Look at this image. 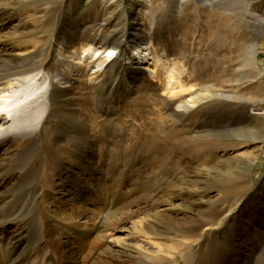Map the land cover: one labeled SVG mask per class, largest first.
I'll return each instance as SVG.
<instances>
[{
    "label": "rangeland",
    "instance_id": "374dc122",
    "mask_svg": "<svg viewBox=\"0 0 264 264\" xmlns=\"http://www.w3.org/2000/svg\"><path fill=\"white\" fill-rule=\"evenodd\" d=\"M144 3L0 0V75L45 60L53 82L42 129L29 142L10 135L0 145L1 258L33 244L31 258L14 262L61 264L45 218L54 214L57 238L70 242L75 216L97 224L107 235L102 247L123 258L180 241L152 264L188 256L194 264H264V0ZM148 41L175 76L171 85L163 66L152 76L138 58L126 65ZM110 43L128 47L103 70L94 73L92 53L73 63ZM197 92L209 97L177 110ZM62 150L80 159L58 162ZM47 168L50 184L36 176ZM210 210L218 217L201 238L181 242V226L168 217L183 223Z\"/></svg>",
    "mask_w": 264,
    "mask_h": 264
},
{
    "label": "bare ground",
    "instance_id": "6f19581e",
    "mask_svg": "<svg viewBox=\"0 0 264 264\" xmlns=\"http://www.w3.org/2000/svg\"><path fill=\"white\" fill-rule=\"evenodd\" d=\"M144 1L145 3H147L148 0H144ZM136 36L140 37L141 35L139 36L137 34ZM141 43L142 45L136 48L134 55L132 56L129 55L128 57L125 58L126 65L132 62V57L138 58L139 67L141 68L144 66V69L147 71V73L152 76L156 75L159 66H163L167 74V75L164 74L167 77V84L171 85V83L174 81L175 76H173L171 70H168L165 67L166 64L163 62L162 58L150 50L152 46L151 41L141 42ZM112 45L113 46L106 47L105 49L101 47L100 48L98 47L95 50H92L93 49L92 47L86 48L85 50L83 49L84 51H83L82 56L77 57L74 60L76 62H73V63L78 64L77 66H79L80 64H82L83 58L89 53H92V56L90 57V59H92V61L95 63L94 65L96 67V70L94 71V73L101 71L104 68H106V66H108V64L111 63L115 59V58L113 59L115 54L119 55L120 51L126 52V49L128 47L126 46V43L124 45L118 44L116 45V47H114V44ZM105 52H108V55H103L105 54ZM44 62L45 60H43L42 62H38L37 64H35L33 68L31 67L27 68L24 65L14 64V67L9 68L8 71H5L4 74L0 75V120L7 118V122H5L4 124H7L8 122H10L8 126H5L4 129L0 131V145L4 142V138L9 137L10 135H14L17 138H20V140L32 139L35 132L37 130L42 129L41 128L42 122L44 123L43 120L45 118V115L50 109L49 108L50 107L49 105L50 104V87L53 84L49 76L43 75ZM208 97H209L208 94H201L199 92L193 93L186 101L178 103V105L176 106L177 110L187 111L189 107L194 106L196 104L197 100H199L200 98L204 99ZM87 135H88V132H87ZM27 142H29V140ZM37 143L38 141L36 140L35 144ZM38 146L40 145L38 144ZM42 148L46 149L45 153L49 152L48 147L42 146ZM79 150L81 151L80 148L78 149V151ZM66 154H68V157L72 158L75 161L80 159V156L78 153L77 155L72 154L68 150H62L59 155L55 153L53 154V156H55V159L58 162H60L62 160L63 155H66ZM51 170L53 169L47 168L46 170L45 169L40 170L41 172L36 173V176H38L39 178L44 177L43 181L46 182L48 180L47 183L50 184V181H51L50 176H52ZM49 184H45V185H49ZM116 212L117 210L115 211V213ZM157 214H160L159 216L165 215L164 217L169 216L168 214L167 215L161 214L159 212H157ZM52 215L49 214V215H46V217L45 216L44 217L49 218L47 219L48 220L47 224L50 226L48 228V232L51 233V238L53 239V243L55 244L56 248L58 247L57 253L59 255V262H61V264H152L154 261L156 262V260L162 261L166 259L167 256L163 254L164 251H168L170 254L173 255L175 248L179 247L178 243L180 241L179 242L177 241V243L173 244L174 246L172 245L169 247L167 246L165 247V246L159 245V249L157 251H153V253L145 252L143 253V256L141 257L123 258L121 255L112 253L111 246H108L109 248L102 247L103 240L101 238H104L107 240V237H106L107 235L104 234L102 237H99V234H97V230H96L97 224H93V226L88 225V223L85 224V222L83 221L81 222L75 216L71 217V219L73 220V222H75V226H77L78 228H75V235L72 237V239H70V242L66 243L62 241V239L57 238L56 232L51 227L53 225L52 224L53 221L55 223H60V221L59 220L55 221V217H53ZM6 216L8 215L6 214ZM217 217H218L217 212L210 210L209 212L204 213L201 219H198V220L197 219H191V220L184 219L183 223L180 222L181 220L180 221H178V219L176 220L175 216L173 217V215L169 216L168 218H171L170 222H173L174 224L181 226V229H180L181 234L179 237L181 242L186 243L189 246H191L193 242H195L196 240L198 241V239L201 238V233H200L201 227L204 224H207L208 222L214 220ZM109 220L107 217L105 219V222L108 224ZM142 221L143 220L138 222L139 226L137 227V229L141 232H144L146 231L145 229L147 227L144 226L145 224L143 225L144 221L143 222ZM3 222H4V213L0 212V228L4 224ZM185 223L186 224L191 223V224L186 225ZM45 245L47 244L45 243ZM67 245H68V248H66ZM107 245H109V243ZM32 246L33 244H31L30 246L29 245L27 246L30 249V252L33 251ZM25 247L26 246H23V248L20 249L21 251H18L12 248L11 254L9 256L10 259H8V261H7V257L6 259L4 257L1 258V255H0V264H8V263L19 264V260H16L14 262V258L12 259V256L20 257L23 255L22 258L28 257V256L31 258L32 253L30 252L28 253L27 252L28 249L27 247L26 248ZM212 248L213 247H210V249ZM109 249L111 250V252L106 251ZM204 254L206 253H203V255ZM193 257L194 256H188L185 259V264H194Z\"/></svg>",
    "mask_w": 264,
    "mask_h": 264
}]
</instances>
